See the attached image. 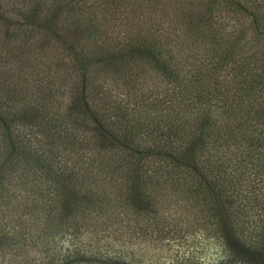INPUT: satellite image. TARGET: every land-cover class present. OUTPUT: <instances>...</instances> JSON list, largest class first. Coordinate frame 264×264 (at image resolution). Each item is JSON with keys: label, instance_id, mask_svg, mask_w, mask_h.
Here are the masks:
<instances>
[{"label": "trees", "instance_id": "16d2710c", "mask_svg": "<svg viewBox=\"0 0 264 264\" xmlns=\"http://www.w3.org/2000/svg\"><path fill=\"white\" fill-rule=\"evenodd\" d=\"M0 264H264V0H0Z\"/></svg>", "mask_w": 264, "mask_h": 264}, {"label": "rangeland", "instance_id": "374dc122", "mask_svg": "<svg viewBox=\"0 0 264 264\" xmlns=\"http://www.w3.org/2000/svg\"><path fill=\"white\" fill-rule=\"evenodd\" d=\"M70 71H71V68H70ZM74 81H75V78H74ZM70 101H71V100H69V102H70ZM211 253H213V252H212V251H210V254H211ZM218 262H220V261H218Z\"/></svg>", "mask_w": 264, "mask_h": 264}]
</instances>
